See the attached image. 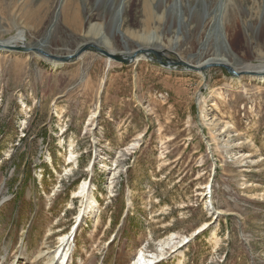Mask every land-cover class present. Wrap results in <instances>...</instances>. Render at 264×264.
<instances>
[{"label":"rangeland","instance_id":"1","mask_svg":"<svg viewBox=\"0 0 264 264\" xmlns=\"http://www.w3.org/2000/svg\"><path fill=\"white\" fill-rule=\"evenodd\" d=\"M18 33L162 55L0 50V264H264V0H0Z\"/></svg>","mask_w":264,"mask_h":264},{"label":"bare ground","instance_id":"2","mask_svg":"<svg viewBox=\"0 0 264 264\" xmlns=\"http://www.w3.org/2000/svg\"><path fill=\"white\" fill-rule=\"evenodd\" d=\"M12 39L14 40V45L15 46H20V45H23L24 46L25 45L24 44V37L20 33H18ZM202 39H203V37H202ZM207 39L208 38H206V40ZM4 43H7V44H4ZM1 44L2 45H5V46H9V45L10 46H13V45H11V42L10 41H6V42H3ZM37 47H39L40 49H38V48H35V49L43 52V48L41 46L38 45ZM163 50L164 49L162 48L161 49L162 53H164ZM211 51H212L211 45H210V42H208L207 44H205V46L202 49L199 50L198 53H210ZM110 52H111V50H110ZM135 52L136 51H134L133 54ZM69 55H73V53L72 54H69ZM132 55L128 54L127 56H124L123 55L122 57H124V58H130ZM51 62H53V61H51ZM53 63H55V62H53ZM212 63L213 64H223V65H227L228 64L225 60H222L219 57L218 58L217 57H214V58H209V59L207 58L206 60L201 61L200 63H197L195 65V67L197 69H200L201 67H203V66L205 67V65L212 64ZM54 65H56V63ZM237 72L240 73V74H250V75H253V76L257 77V80H259L260 82H263L264 83V66H253V67H251V66H245L243 68L238 69ZM73 158L74 157H73L72 153H70V156H69L68 161L72 160ZM67 236L68 235H64V236H62V237L59 238V246H58L59 252L57 253V255H54L52 257V260H51L50 264L53 263L54 261L56 262V259L58 261L61 259L60 264H64L65 261H66V259H67V262H68L69 257H70L71 254H70V250H69V247H68V243L70 241V238H68L69 236L68 237ZM171 238H172V236H169V237H167V238L159 241L158 248L160 249L161 252L163 250V246L164 245H168ZM156 256H157V254H156ZM154 259H156L155 255L146 256V255H144V252L140 250V251L137 252V254L134 257V259L132 260L131 264H153L154 263Z\"/></svg>","mask_w":264,"mask_h":264},{"label":"water","instance_id":"3","mask_svg":"<svg viewBox=\"0 0 264 264\" xmlns=\"http://www.w3.org/2000/svg\"><path fill=\"white\" fill-rule=\"evenodd\" d=\"M0 50H6V51H13V52H24V53H29V52H38L39 54L44 55V57H49V59H51L52 61H61V62H69L72 61L74 59H77L81 54L92 50L102 56H105L106 58L109 59H113L116 61H120L123 63H130L135 61L134 58L136 55H144L146 58H150L149 55H154L156 57V59H159L160 56L162 55L161 53L159 54L157 51H155L154 49H139L138 51H136L130 58H124L121 55H115L114 53H109L108 51H106V49H101L99 47H97L95 44H85L83 45L80 49H78L73 55H68L66 57L60 58V57H53V56H49L45 53H41V51L34 49V48H27L23 45L20 46H5L2 45L0 43ZM151 59V58H150ZM179 63V62H178ZM168 64H173V62H169ZM180 64H184L181 63ZM185 65V64H184ZM226 69L229 71V73H231L232 75H235V72L233 70H231L229 67L225 66ZM205 67H203L201 70H204Z\"/></svg>","mask_w":264,"mask_h":264}]
</instances>
